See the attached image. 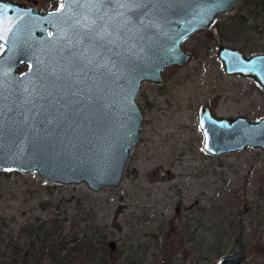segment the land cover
<instances>
[{
	"label": "water",
	"instance_id": "obj_1",
	"mask_svg": "<svg viewBox=\"0 0 264 264\" xmlns=\"http://www.w3.org/2000/svg\"><path fill=\"white\" fill-rule=\"evenodd\" d=\"M236 2L61 0L38 10L0 0V171H33L93 192L118 186L141 125V83L158 84L163 69L191 60L180 43ZM215 57L224 74L264 89V52L246 56L218 42ZM198 128L208 155L264 149V115L215 117L204 105ZM244 258L233 251L216 264Z\"/></svg>",
	"mask_w": 264,
	"mask_h": 264
},
{
	"label": "rangeland",
	"instance_id": "obj_2",
	"mask_svg": "<svg viewBox=\"0 0 264 264\" xmlns=\"http://www.w3.org/2000/svg\"><path fill=\"white\" fill-rule=\"evenodd\" d=\"M14 1L38 10L61 3ZM258 2L252 8L237 0L232 12L180 43L191 60L163 69L158 84L141 83L135 97L141 125L118 186L93 192L33 171H0L3 231L56 212L70 216L78 200L123 252L122 264H216L233 251L245 254L241 264H264V149L208 155L198 128L204 105L215 117L264 115V90L251 78L224 74L215 57L218 42L246 56L264 52V0Z\"/></svg>",
	"mask_w": 264,
	"mask_h": 264
},
{
	"label": "trees",
	"instance_id": "obj_3",
	"mask_svg": "<svg viewBox=\"0 0 264 264\" xmlns=\"http://www.w3.org/2000/svg\"><path fill=\"white\" fill-rule=\"evenodd\" d=\"M258 1L243 0L252 8L259 4ZM75 203L76 209L70 216L63 211L37 221L25 220L16 231L4 232L5 225L0 220V264H122L123 252L116 246L111 247L104 230L94 219L90 220L87 208L79 205L78 200ZM67 219L71 222L65 230ZM77 222H81L80 230ZM206 248L219 255L213 252L212 246Z\"/></svg>",
	"mask_w": 264,
	"mask_h": 264
},
{
	"label": "flooded vegetation",
	"instance_id": "obj_4",
	"mask_svg": "<svg viewBox=\"0 0 264 264\" xmlns=\"http://www.w3.org/2000/svg\"><path fill=\"white\" fill-rule=\"evenodd\" d=\"M36 8V7H35ZM53 9H56V8H53ZM45 10H51V9H45ZM25 68V66H22L21 68L17 69L18 71H21ZM256 84V83H255ZM257 85V84H256ZM258 86V85H257ZM259 87V86H258ZM262 89V88H261ZM264 90V89H263Z\"/></svg>",
	"mask_w": 264,
	"mask_h": 264
},
{
	"label": "snow or ice",
	"instance_id": "obj_5",
	"mask_svg": "<svg viewBox=\"0 0 264 264\" xmlns=\"http://www.w3.org/2000/svg\"><path fill=\"white\" fill-rule=\"evenodd\" d=\"M63 5H61V7H62Z\"/></svg>",
	"mask_w": 264,
	"mask_h": 264
}]
</instances>
